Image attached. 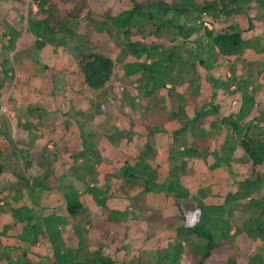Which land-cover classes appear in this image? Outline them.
<instances>
[{"label": "trees", "instance_id": "trees-1", "mask_svg": "<svg viewBox=\"0 0 264 264\" xmlns=\"http://www.w3.org/2000/svg\"><path fill=\"white\" fill-rule=\"evenodd\" d=\"M35 1L38 10L45 14L38 17L29 10L24 28V13L20 12L15 24L10 25L7 42L0 38V48H14L19 36L40 48L56 33L73 32L83 16L123 43L136 57L126 63V73H140L149 83L143 85L149 86V92L166 88V83L172 82L167 89L168 95L178 100L177 107L169 111L170 117L176 119L171 128L175 149L170 152L172 166L164 172L151 159L148 144L135 157L123 156L119 172H113L121 177L113 192L109 185L99 186L85 178L86 171L77 161L88 153L100 159L101 152L94 149L91 141L81 138L79 144L69 138L63 152L44 144L29 155L43 132L30 121L24 123L31 138L13 141V147L20 146L22 162H4L0 149V175L10 172L14 177L0 178V213L6 216L0 224V253L13 252L5 256L6 264H154L150 257H134L125 249L127 209L110 208L95 221L90 216L91 206L106 207L109 198H125L130 191L164 192L173 197L178 209L180 223L176 234L157 236L154 249L147 252L154 256L155 264H264V196L253 195L264 183V99L257 97L256 88H250L246 76L235 74L233 66L235 58L248 46L256 45L259 38L247 37L239 22L216 24V18H227L235 11H259L264 8V0H127V6L105 15L90 10H85V14L64 10L62 17L46 7L48 0ZM249 22L253 25L250 17ZM151 35L166 36L167 41L144 42L142 38ZM74 58L86 86H105L114 68L110 55L77 46ZM219 67L229 68L231 74L220 76L215 72ZM200 68L214 89L212 97L215 89H220L224 96H236V101L227 107L212 99L201 105L194 102L190 114L186 107L188 98L172 92L187 74L198 75ZM11 70L9 57L3 56L0 88L5 77L12 76ZM198 87L193 96L200 92ZM27 108L37 115L47 112L39 102L29 103ZM210 115L211 128H206L204 119ZM216 126L223 127L226 133L219 149L212 150L207 140L214 136L212 127ZM148 130L154 133L170 128L155 124ZM122 135L125 134L117 132L115 138ZM237 148L242 151L247 173L231 179L223 202H206L202 189L193 192L182 182L189 159L207 160L212 154L215 160L211 165L231 166ZM67 168L84 183L83 189L64 179ZM53 188L62 189V208L46 211L40 192ZM239 205L253 213L237 220L235 209ZM239 235L261 241V245L242 247L236 242ZM30 253L45 259L35 262Z\"/></svg>", "mask_w": 264, "mask_h": 264}, {"label": "rangeland", "instance_id": "rangeland-1", "mask_svg": "<svg viewBox=\"0 0 264 264\" xmlns=\"http://www.w3.org/2000/svg\"><path fill=\"white\" fill-rule=\"evenodd\" d=\"M51 4V7L49 6ZM128 1L116 0H48L46 7L50 8L58 17L67 12L85 14L90 10L99 15L108 11H116L127 6ZM29 10L38 17L45 14L38 10L35 0H0V38L7 42L11 24L19 13H24V28H27L26 18ZM38 11V12H37ZM261 11V12H260ZM249 17L253 25H249ZM228 22H239L247 37L259 38L256 45L248 46L244 53L235 58L234 70L238 77L246 76L250 88H256L257 97L264 99V8L259 11L251 8L247 12H233L229 17L216 18L218 26ZM5 34V35H4ZM144 42L166 40V36L151 35L142 38ZM253 42V41H252ZM20 44V47H19ZM78 47L92 48L110 55L114 60L111 77L105 86L93 89L82 82V77L75 67V53ZM9 57L11 65L10 77H5L4 85L0 88V149L2 160L12 163L22 162L20 146L13 147V141L29 140L31 133L24 129V123L31 122L34 128L43 132L36 144L31 148L32 153L40 150L44 144L52 149L63 152L69 138H75L81 143L91 141L95 150L101 152L98 160L93 154H86L77 160L81 169L86 171L89 181L99 186L109 185L114 192L120 182L117 175L123 156L135 157L146 145L151 146L149 152L153 162L161 165V171H167L172 166L170 152H174L175 143L172 129L176 119L170 117V110L177 107L178 100L168 95L172 82L166 83V88H159L149 92V86L140 73L128 75L126 63L136 59L131 55L123 43L113 39L109 34L82 16L77 28L73 32H59L46 40V44L38 48L30 39L18 37L14 48L1 49L0 59ZM144 57H141L143 59ZM198 75L187 74L184 80L174 86L175 93H183L188 98L186 105L191 114L194 102L197 105L218 102L221 106H229L236 101V96H224V92L213 88L204 69H199ZM215 72L220 76L230 75L227 67H219ZM1 74V73H0ZM1 76V75H0ZM140 86V87H139ZM199 86V93L193 96L194 88ZM39 102L46 107L47 112L37 115L29 112L27 104ZM224 107V108H226ZM213 115L204 119L206 128H211ZM165 124L169 131L150 132L149 126ZM172 128V129H171ZM213 137L207 141L210 148L219 149L225 139V129L221 126L212 127ZM125 135L115 138V133ZM218 131V132H217ZM237 156L231 166L225 164L213 166L214 156L207 160L192 158L187 161L186 170L182 175V182L193 192L204 191L202 198L209 203L223 202L231 179L240 173H247V165L242 157L241 149L235 151ZM70 161H72L70 159ZM92 170V171H91ZM232 171L235 173L233 174ZM64 179L72 182L76 188L83 189L84 183L65 171ZM112 174V175H111ZM14 178L10 172L0 175V178ZM46 211L51 207L62 208L63 197L61 188H53L40 192ZM201 195V192H200ZM254 196H264V183L253 192ZM46 203V205H45ZM41 206V205H40ZM122 208L129 211L127 224L128 238L125 249L134 257H150L155 264L154 256L147 254L154 249L157 236L167 237L176 234L180 223V215L173 197L164 192L130 191L128 197L113 196L108 199L107 206L90 207L93 221L100 219L110 208ZM42 212V209H40ZM253 212L244 205L235 209L237 220L247 217ZM0 213V224L5 219ZM12 240V238H11ZM236 242L242 247L261 245V241L252 240L246 235H239ZM11 250L0 253V264H6L5 256L11 255ZM150 253V251H149ZM29 257L37 262L44 260L34 254ZM183 260H185L183 258Z\"/></svg>", "mask_w": 264, "mask_h": 264}]
</instances>
